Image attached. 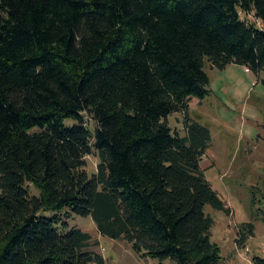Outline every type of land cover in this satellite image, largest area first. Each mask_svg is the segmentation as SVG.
<instances>
[{"label":"trees","instance_id":"1","mask_svg":"<svg viewBox=\"0 0 264 264\" xmlns=\"http://www.w3.org/2000/svg\"><path fill=\"white\" fill-rule=\"evenodd\" d=\"M205 58L261 77L264 0H0V264H105L73 215L160 264H227L207 207H229L201 166L211 132L189 112Z\"/></svg>","mask_w":264,"mask_h":264},{"label":"rangeland","instance_id":"2","mask_svg":"<svg viewBox=\"0 0 264 264\" xmlns=\"http://www.w3.org/2000/svg\"><path fill=\"white\" fill-rule=\"evenodd\" d=\"M241 17L255 20L252 12H241ZM205 61L209 93L201 102L193 98L189 112L211 132L201 166L229 207L227 213L207 207V213L215 219L211 240L220 247L227 264H255L253 255L264 258V85L260 82L264 74L258 77L236 63L218 70L206 58ZM181 116L173 113L168 120L173 131L183 133ZM84 120L93 133L97 123L86 113ZM64 123L70 125L74 121L65 118ZM92 150L85 156V169L90 174L96 171L99 161L98 151ZM29 187L32 194H38L32 185ZM44 215L49 217L51 213ZM68 222L92 236L91 248L103 256L105 264L161 263L137 253L125 238L101 235L90 216L73 215ZM246 223H253V233L240 243L238 229ZM162 262L175 264L171 258Z\"/></svg>","mask_w":264,"mask_h":264},{"label":"crops","instance_id":"3","mask_svg":"<svg viewBox=\"0 0 264 264\" xmlns=\"http://www.w3.org/2000/svg\"><path fill=\"white\" fill-rule=\"evenodd\" d=\"M248 72H251V71H248ZM252 73V72H251ZM260 82H261V80H260Z\"/></svg>","mask_w":264,"mask_h":264}]
</instances>
